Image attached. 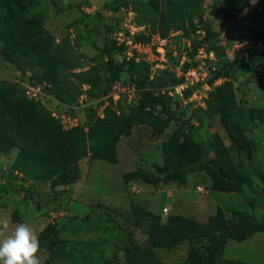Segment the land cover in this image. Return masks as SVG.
I'll return each instance as SVG.
<instances>
[{"label":"rangeland","instance_id":"374dc122","mask_svg":"<svg viewBox=\"0 0 264 264\" xmlns=\"http://www.w3.org/2000/svg\"><path fill=\"white\" fill-rule=\"evenodd\" d=\"M112 1L41 0V8L47 16L45 26L57 43L69 42L74 54L80 59V66L66 73L70 80H75L71 72L86 69L95 60L104 59L101 48L108 41V26L115 28L125 22L129 27L137 22L138 17L133 10L132 0H116L114 3ZM234 1L205 0L201 18L197 20L198 29L192 31L190 45L184 44L180 37L172 38V45L179 49L189 48V64L196 66L200 63L211 40V36L205 34L206 46H203L200 37L204 36L198 30L203 24L213 30L220 29L223 21L222 7ZM242 1L244 0L239 2ZM112 4L118 8L110 9ZM172 45L169 47L167 62L149 63V80L152 84L163 78L169 83L167 85H173L172 78L167 72L172 70L171 67L176 61L170 54ZM256 50L264 60V48L258 47ZM112 58L115 63H119L123 54L114 52ZM26 69L24 72L0 56V82L22 85L32 74L31 69ZM217 84L219 83H210V90H202L201 86H195L198 94H206V97H203V105L195 100L182 107L173 99L170 100L172 109L177 113L184 112L183 119H188L192 125L191 142L197 147L195 153L189 152L184 147L181 137L176 135L175 130L178 128L176 121L165 124V115L160 112L159 106L151 109L156 116L154 119L133 124L128 134H121L118 139L109 140L102 147L91 145L85 155L78 160L79 176L70 184L63 182L61 174L51 179H27L20 175L22 173L11 168L10 163L17 153L16 148L7 154L0 153V168L6 166L0 171V179L5 178L8 181L5 186L0 182V216L2 215L4 219L3 225H8L9 221L15 219L17 221L19 219L17 213H22V209H25L26 215L27 212L32 214V211L40 214V220L43 219L45 222L43 229L48 228L49 233L40 235L42 229L37 235L40 242L37 253L39 264L48 259L50 248L54 251L65 249L68 252L63 253L64 257L68 256L67 258L54 257L52 264H130L125 258L127 225H124L121 213L127 212L133 205L153 212L156 221L161 223H165L173 215H186L203 222L218 209L225 213L243 210L252 215H260L264 212V189L254 172L257 169L264 171V69L252 75L238 71L237 77L232 78L234 103L230 109L228 107L224 109L226 114L224 120L218 113L207 109L208 101L211 99L210 91ZM132 105L134 104L123 101L111 103V107L119 115L127 114ZM236 108H241L245 112L242 125L245 135L253 142L251 157H247L237 134L231 127ZM227 120L229 121L226 123ZM207 132L216 134L226 148L228 159L222 163L224 169L250 179L252 185H242L244 195L238 190L240 186L233 183L224 184L226 190H210L211 184L217 179L212 162L219 155L209 147ZM182 150L186 154L178 157ZM173 152H177L178 155L171 156ZM180 157L183 159L196 157L197 161L186 170L185 175L183 174L185 180L182 183L171 180L163 183L160 188H155L141 178L129 180L124 178L127 172L138 167L151 170L156 176L162 177L163 174L158 173L156 167L172 165ZM29 180V186H25L24 183ZM165 196L172 198V201ZM6 204H9L10 210H7ZM163 205L168 206V213L162 217ZM11 208H15V211H11ZM107 210L112 216L107 214ZM29 223L34 225L36 222ZM54 230L58 237L66 240L62 248L51 246ZM8 232L7 229L0 231V241L12 236L13 232L12 234ZM136 233L139 239H144L139 230ZM192 245L196 246L199 243L183 241L168 250L163 248L148 250L145 253V264H183L187 250ZM236 246L238 249L235 253H228V256H234V259L241 257L246 262L252 260L264 263V251L262 252L264 235H253L246 244ZM0 264H3L2 260Z\"/></svg>","mask_w":264,"mask_h":264},{"label":"trees","instance_id":"16d2710c","mask_svg":"<svg viewBox=\"0 0 264 264\" xmlns=\"http://www.w3.org/2000/svg\"><path fill=\"white\" fill-rule=\"evenodd\" d=\"M116 0H113L114 3ZM205 0H132L133 10L137 13V24L146 26L151 31L167 32L170 29L181 28L185 36L191 40V34L198 28L197 20L201 18ZM235 0L222 7L223 21L235 18V12L240 11L250 0ZM117 5L112 4V10ZM46 15L41 8V0H0V56L16 68L24 72L32 70L30 82L45 85L48 93L58 100L73 104L82 92V84H88V95L98 98L110 89V83L120 77H129L139 88L138 102L130 106L127 114H117L114 108L108 106L103 118H98L92 109H86L84 125L88 128L75 127L63 130L47 107L40 101L29 99L23 85L0 82V153L7 154L16 148L17 153L11 168L32 180L51 179L61 174L63 182L70 184L79 176L77 162L92 147H102L104 144L128 134L133 124L142 123L156 116L151 109L160 107L165 115V124L176 121V135L181 137L184 147L195 153L197 147L192 144L193 131L188 119H183L184 112L177 113L170 105V98L165 93H155L157 88L169 84L165 79L157 83L149 80L150 64L143 60L135 62L124 57L119 63L112 58L114 52L121 48L108 40L101 48L102 60H95L86 69L71 72L74 81L66 73L77 69L81 62L74 54L69 42L57 43L53 34L45 26ZM114 27L108 26L109 30ZM211 36L208 50H213L217 56V65L210 83L218 77L224 80L210 91L211 99L207 109L216 112L221 119L226 118L224 109L234 103L232 78L238 71L252 75L263 64V56L256 49L258 42L264 45V0H257L242 19L235 20L233 28L238 40H245L250 47L246 58L229 59L223 56L222 49L217 45L218 30L208 25L201 26ZM193 31V32H192ZM191 32V33H190ZM167 71V70H166ZM172 78V84L180 82L172 71H167ZM123 73V74H122ZM244 110L236 108L235 119L231 127L241 142L247 157L253 153L252 140L245 135L243 128ZM190 119V118H189ZM229 120L226 121V123ZM209 147L218 153L212 162L217 179L213 181L210 190H226L224 184L233 183L240 186L238 190L244 195L242 185H252L249 178H244L237 172L224 169L222 163L228 159L226 148L220 138L213 132H207ZM180 139V138H179ZM173 152L172 156H176ZM186 154L184 150L178 157ZM182 157V156H181ZM178 158L176 163L164 168L156 167L162 177L151 170L136 168L124 175L125 180L141 178L160 188L163 183L174 180L184 182L183 174L190 166L197 163L196 157L191 159ZM228 161V160H227ZM200 163V162H198ZM264 189V171L254 172ZM180 176V178H178ZM244 185V186H245ZM109 216L112 214L107 210ZM127 234L125 258L128 263L145 264L148 250L153 248L171 249L183 241H196L199 245L188 248L183 264H254L241 259L228 258L224 249L229 241L242 242L251 235L264 231V212L252 215L243 210H232L225 213L218 209L206 221L199 222L190 216L173 215L165 223L156 221L153 212L133 205L127 212H122ZM137 230L144 239L137 236ZM44 228L40 235L48 234ZM53 233L51 246L62 248L66 240ZM67 251H54L50 248L48 259L41 264H52L54 257H64ZM68 253V252H67ZM66 255L64 258H67Z\"/></svg>","mask_w":264,"mask_h":264},{"label":"built area","instance_id":"2783aa9c","mask_svg":"<svg viewBox=\"0 0 264 264\" xmlns=\"http://www.w3.org/2000/svg\"><path fill=\"white\" fill-rule=\"evenodd\" d=\"M252 6V3L246 2L240 11L235 12V18L228 20L225 27L218 29L216 40L218 47L222 49L223 56L229 59L236 57L242 59L247 57L250 51L249 45L245 40H238L234 29L230 27L232 24L234 25L235 20L242 19L250 11ZM198 31L203 36L206 34L204 28ZM107 34L108 40L113 41L116 46L121 48L123 57L126 60L132 59L136 62L140 60L148 63L155 62L157 64L167 62L170 51L169 47L172 45L171 41L174 37H180L184 44L190 45V38L184 35L181 28H173L163 33L159 30L151 31L146 26L137 23L129 25L128 27L124 22L109 30ZM200 39L203 41V46H206V37H200ZM257 46L264 48L261 42H258ZM176 47L172 45L170 52L176 59L173 67H171V71L181 80L177 84L157 88L155 93H165L170 99L178 102L182 107L195 100L203 105V97H206V94H198L195 86H201L202 90H210V78L214 74L218 60L216 54L213 50H207V52H204L200 63L193 66L189 64V48L179 49ZM258 69L263 70L264 65H259ZM223 80L224 78L218 77L214 79V83L220 84ZM22 85L25 89L26 96L31 100L42 102L63 130H71L75 127L82 126L84 131H87L88 128L84 125V122L86 119V109L88 108L94 111L96 117L103 118L105 109L111 106L112 102L120 103L123 101V103L136 104L139 98V88L135 81L123 76L113 80L110 83L109 91L98 98L88 95L87 91L90 86L88 84H82V92L77 102L73 104H66L55 98L47 92L44 84L27 80ZM167 213L168 208L163 207L162 217L167 215Z\"/></svg>","mask_w":264,"mask_h":264},{"label":"clouds","instance_id":"9594fccd","mask_svg":"<svg viewBox=\"0 0 264 264\" xmlns=\"http://www.w3.org/2000/svg\"><path fill=\"white\" fill-rule=\"evenodd\" d=\"M257 0H250L253 5ZM7 227V225H3ZM40 242L38 236L25 223H20L14 234L0 244V260L3 264H39L37 257Z\"/></svg>","mask_w":264,"mask_h":264},{"label":"crops","instance_id":"0c3cea01","mask_svg":"<svg viewBox=\"0 0 264 264\" xmlns=\"http://www.w3.org/2000/svg\"><path fill=\"white\" fill-rule=\"evenodd\" d=\"M178 154V153H177ZM177 154H175L176 156H177ZM171 156H172V154H171ZM172 159V158H171ZM0 160H1V157H0ZM12 160L13 159H11V163H10V165L12 164ZM10 167V166H9ZM6 168V166H4V167H2V168H0V171H2V169H5ZM16 172V171H15ZM14 172V173H15ZM4 172H2V174H3ZM17 174H19V173H17ZM20 175H22V174H20ZM0 182H1V184L3 185V186H5L6 184H8V181L5 179V178H1L0 179ZM30 182V180L29 181H27V182H25L24 183V185L25 186H29V183ZM32 186L33 185H35V184H31ZM166 198H168V199H170L171 201H172V198H169L168 196H165ZM163 204V203H162ZM7 205V210H10L8 207H9V204H6ZM162 207H167L168 208V206H166V205H163ZM12 210L11 211H15V208H11ZM20 210V212H22V210H23V212L22 213H17L18 214V217H19V219L22 221V222H20V220L18 219L17 221H16V219L15 220H12V221H9L8 222V225H7V227H5L4 228V226H3V218H2V215L0 216V231L1 230H3V229H7V230H9V232H8V234H12V232H13V234H14V231H15V229H16V227L20 224V223H25V224H27L32 230H33V232L36 234V235H38L39 234V232L43 229V227L45 226L44 224H45V222L43 221V219H41L40 220V214L39 213H37V212H33L32 211V214L30 213V214H28V212H27V215H26V213H25V209H19ZM3 211H4V209H3ZM11 213V212H10ZM17 217V216H16ZM30 221H33V222H36L34 225H31L29 222ZM39 221H41V223H39ZM39 227V228H38ZM6 232V231H5ZM7 233V232H6ZM12 234V235H13ZM256 234H258V235H264V231L263 232H258V233H255V234H253V235H256ZM253 235H251L250 237H252ZM250 237H248L247 239H245L244 241H242V242H234V241H229V242H227V244H226V246H225V249H224V255L226 256V257H228V258H234V256H232V257H230V256H228L227 254L228 253H230V254H232V253H235V251H236V249H238L237 248V246L236 245H238V244H246L247 242H248V240L250 239ZM3 241V240H2ZM2 241H0V244L1 243H3ZM264 251V249L262 250V252ZM252 254H254L253 252H252ZM235 257H237V256H235ZM235 259H239V258H235ZM240 259L241 260H244V258H241L240 257ZM251 263H254V264H261L260 262H256V261H252L251 260ZM262 264H264V263H262Z\"/></svg>","mask_w":264,"mask_h":264}]
</instances>
